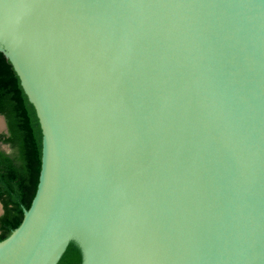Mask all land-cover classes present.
Here are the masks:
<instances>
[{
	"label": "water",
	"instance_id": "95a60500",
	"mask_svg": "<svg viewBox=\"0 0 264 264\" xmlns=\"http://www.w3.org/2000/svg\"><path fill=\"white\" fill-rule=\"evenodd\" d=\"M0 51L42 130L0 264H264V0H0Z\"/></svg>",
	"mask_w": 264,
	"mask_h": 264
},
{
	"label": "trees",
	"instance_id": "16d2710c",
	"mask_svg": "<svg viewBox=\"0 0 264 264\" xmlns=\"http://www.w3.org/2000/svg\"><path fill=\"white\" fill-rule=\"evenodd\" d=\"M0 114L8 132H0V240L23 219L36 193L42 158V130L34 105L29 101L18 74L0 51ZM82 245L70 239L55 264H83Z\"/></svg>",
	"mask_w": 264,
	"mask_h": 264
},
{
	"label": "rangeland",
	"instance_id": "374dc122",
	"mask_svg": "<svg viewBox=\"0 0 264 264\" xmlns=\"http://www.w3.org/2000/svg\"><path fill=\"white\" fill-rule=\"evenodd\" d=\"M2 132H4V131H2ZM0 146H1L2 149L7 150V151H10V148H9L8 145H6V144H2V145H0ZM1 214H2V212H0V215H1Z\"/></svg>",
	"mask_w": 264,
	"mask_h": 264
},
{
	"label": "bare ground",
	"instance_id": "6f19581e",
	"mask_svg": "<svg viewBox=\"0 0 264 264\" xmlns=\"http://www.w3.org/2000/svg\"><path fill=\"white\" fill-rule=\"evenodd\" d=\"M3 126V123H2V120L0 119V127H2Z\"/></svg>",
	"mask_w": 264,
	"mask_h": 264
},
{
	"label": "flooded vegetation",
	"instance_id": "af4514ba",
	"mask_svg": "<svg viewBox=\"0 0 264 264\" xmlns=\"http://www.w3.org/2000/svg\"><path fill=\"white\" fill-rule=\"evenodd\" d=\"M7 132H8V131H7ZM7 132H6V133H7ZM1 145H2V144H1ZM9 148H10V147H9ZM5 151H7V150H5ZM7 152H10V151H7Z\"/></svg>",
	"mask_w": 264,
	"mask_h": 264
}]
</instances>
